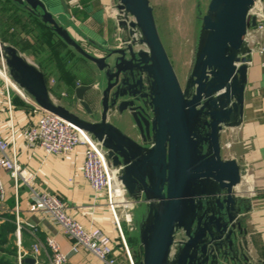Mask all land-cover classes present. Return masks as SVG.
Instances as JSON below:
<instances>
[{
  "label": "water",
  "instance_id": "1",
  "mask_svg": "<svg viewBox=\"0 0 264 264\" xmlns=\"http://www.w3.org/2000/svg\"><path fill=\"white\" fill-rule=\"evenodd\" d=\"M38 17L101 72L96 85L74 94L83 118L56 102L44 72L0 40V59L11 80L39 108L86 131L118 170L127 196L142 205L138 264H242L241 213L236 194L244 168L222 156L221 135L242 116L248 52L244 35L255 27V0H210L202 17V42L188 87L182 88L161 42L149 0H115L134 21L116 26L126 35L95 57L59 25L41 0H11ZM138 37V38H136ZM93 93L97 109L85 100ZM98 108L100 110H98ZM132 120L139 140L109 121ZM181 241H175L178 233ZM35 264L33 257L20 263Z\"/></svg>",
  "mask_w": 264,
  "mask_h": 264
},
{
  "label": "crops",
  "instance_id": "2",
  "mask_svg": "<svg viewBox=\"0 0 264 264\" xmlns=\"http://www.w3.org/2000/svg\"><path fill=\"white\" fill-rule=\"evenodd\" d=\"M41 1L57 23L67 30L70 37L95 57L105 55L106 49L114 48L116 41L126 35L124 30L116 26L110 10L115 4V0ZM6 2L15 4L11 0H6ZM19 8L25 13H29L23 8ZM32 16L53 33L51 40L59 44V51L69 50L78 54L47 24L35 15ZM49 50H51L50 47L42 44L38 50L26 49L23 52L36 60L33 63L43 72H48L47 81L51 97L65 107L67 106L56 95L59 93L61 97L71 98L76 103L71 102L70 108H67L81 117L87 118L86 113L77 102L74 89L79 85H96L101 72L93 63L79 54L73 55L72 60L66 62L54 56L47 59ZM244 57L245 61L249 60L250 63L247 64L242 116L236 126L228 127L222 133V156L225 159H236L245 171L236 189V194L241 197L244 206L241 213V231L243 232L239 239L241 252L247 257V261H242V264H264V54H244ZM37 58H46V60H43L40 65ZM80 58H82L80 64L84 71V78L73 75L74 60L80 62ZM51 79L52 83H50ZM92 95V92L86 93L85 100L93 109H97ZM9 101L19 163L35 174L31 186L37 191H45L59 197L65 204L68 214L80 222L84 228L99 227L114 237V225L104 195H96L82 176V148L79 147L71 155L46 156L39 147H26L22 129L33 119H36L40 115V111L13 90H10ZM98 110L100 109L98 108ZM0 132L7 140L11 141L9 111L5 87L2 82H0ZM1 178L6 190L4 202L18 207L19 220L24 228V234L22 236L21 233L19 234V248L25 258L33 257L36 261L35 264H48L44 251L36 258L32 253V240L28 232V229L32 228L42 240L50 236L58 242L61 250L67 256L65 264H101L84 250L76 253L72 251L71 241L60 231L58 226L45 214L33 208L29 188L26 185L19 184L15 193L13 181L7 173H1ZM137 205L120 210L121 221L125 224L127 223L124 220V214L128 213L131 217V223L127 226L133 224L137 227L140 222L141 214L138 218L133 213L136 208L142 206L137 207ZM134 206L135 209H132ZM118 259L121 258L118 257ZM118 264H121L120 261Z\"/></svg>",
  "mask_w": 264,
  "mask_h": 264
},
{
  "label": "built area",
  "instance_id": "3",
  "mask_svg": "<svg viewBox=\"0 0 264 264\" xmlns=\"http://www.w3.org/2000/svg\"><path fill=\"white\" fill-rule=\"evenodd\" d=\"M110 10L114 19L118 18L117 21H124L126 24L134 21L130 14L119 11L115 5ZM248 17H254L256 24L254 28H248L244 35L248 49L245 55L264 54V0L254 1L248 12ZM245 63L247 65L250 61L246 60ZM0 82L5 87L11 135V141H9L0 132V202L6 199V190L1 178V173L5 172L13 181L15 193L21 183L29 188L33 208L45 214L58 226L60 231L71 241V249L74 253L84 250L101 264H118V257L122 255L126 264H135L120 223V210L131 208L133 200L127 196L117 179L118 170L107 161L105 150L100 143L86 131L39 108L34 100L11 80L7 66L2 59H0ZM52 82L51 79L50 83ZM10 90L15 91L26 102L40 111V115L22 129V137L26 147H39L46 156L71 155L79 147L82 148V176L96 195H104L114 225V237L99 227L84 228L80 222L68 214L65 204L59 197L45 191H37L31 186L35 174L19 163L16 154L9 101ZM15 214L17 245L19 246L21 222L17 206L15 207ZM124 220L127 224L131 223V217L128 213L124 214ZM28 232L31 236V250L35 258L44 251L48 264H65L67 262L66 254L53 237L48 236L42 240L35 229L29 228ZM183 236L182 232L178 233L175 241H181ZM117 246L119 248H116ZM20 261L21 257L18 258V264H21Z\"/></svg>",
  "mask_w": 264,
  "mask_h": 264
},
{
  "label": "rangeland",
  "instance_id": "4",
  "mask_svg": "<svg viewBox=\"0 0 264 264\" xmlns=\"http://www.w3.org/2000/svg\"><path fill=\"white\" fill-rule=\"evenodd\" d=\"M209 1L210 0H149V3L153 9V14L161 42L182 88L188 87L196 56L202 42L204 34L202 32L201 20L203 15L207 13ZM17 30L18 29L16 28V33L14 31V34H17ZM11 35H13V33L9 34V36ZM2 42L16 47L11 41ZM16 48L29 61L32 63L33 61L36 62V60L31 58L27 53L25 54L23 51H21L19 45ZM75 55L78 54L75 53ZM72 58L68 56L66 57V61L72 60ZM81 59L82 58H80V62L74 60L72 66L74 77H85L82 65L80 64ZM44 73L46 77H48V72L45 71ZM56 96L60 97L62 102L68 108H70L69 106L71 102H73L71 98L61 97L59 96V93ZM73 103L75 104L76 102ZM126 120L127 118H112V122L116 126H120L125 131H128L130 123ZM132 204L137 205L134 200ZM137 207L140 206L137 205ZM132 209H135V206ZM142 210L143 207L141 206L140 208H136L133 213L139 218ZM120 223L127 246L133 258V252L135 249L139 250L140 252L138 231L137 229H129L127 224L121 221V218ZM127 238L132 240H130L128 243Z\"/></svg>",
  "mask_w": 264,
  "mask_h": 264
},
{
  "label": "trees",
  "instance_id": "5",
  "mask_svg": "<svg viewBox=\"0 0 264 264\" xmlns=\"http://www.w3.org/2000/svg\"><path fill=\"white\" fill-rule=\"evenodd\" d=\"M16 28L18 29L17 34H14V31L16 33ZM11 33L13 35L9 36ZM52 35L53 33L39 22L37 18L25 13L15 4L0 0V39L2 41H11L16 47L19 45L21 51L26 49L38 50L42 44H46L51 49L49 50V58L46 57L47 59H51L54 56L66 62V57L72 58L75 53L69 50L59 51V44L51 40ZM46 58H37V61L42 65L43 60H46ZM41 67L44 68V66ZM16 228L15 207L13 204L4 201L0 202V264H18L19 257H21V260L25 258L17 245ZM20 233L21 236L24 234L22 225ZM130 240L132 239H128V243ZM22 243L21 237V245ZM133 253L134 262L138 264L141 259L140 252L135 249ZM119 258H121L119 259L121 264L126 263L121 255H119ZM21 264L29 263L23 262Z\"/></svg>",
  "mask_w": 264,
  "mask_h": 264
},
{
  "label": "flooded vegetation",
  "instance_id": "6",
  "mask_svg": "<svg viewBox=\"0 0 264 264\" xmlns=\"http://www.w3.org/2000/svg\"><path fill=\"white\" fill-rule=\"evenodd\" d=\"M116 47V46H115ZM112 118H118L119 119V115H112V116H110L109 117V121L111 122V123H113L112 122ZM130 127L128 128V131H125L124 129H122L120 126H117L120 130H122L125 134H127L129 137H131L132 139H135L136 141H138L139 140V138H138V135H139V133H138V131H137V129L134 127V124H133V122H132V120L130 119ZM114 124V123H113ZM115 125V124H114ZM116 126V125H115Z\"/></svg>",
  "mask_w": 264,
  "mask_h": 264
},
{
  "label": "bare ground",
  "instance_id": "7",
  "mask_svg": "<svg viewBox=\"0 0 264 264\" xmlns=\"http://www.w3.org/2000/svg\"><path fill=\"white\" fill-rule=\"evenodd\" d=\"M243 183H244V182H243ZM244 184H245V183H244ZM237 188H238V187H237ZM237 188H236V189H237Z\"/></svg>",
  "mask_w": 264,
  "mask_h": 264
}]
</instances>
